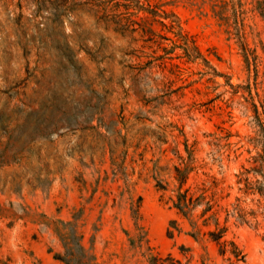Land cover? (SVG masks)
<instances>
[{
    "label": "rangeland",
    "instance_id": "1",
    "mask_svg": "<svg viewBox=\"0 0 264 264\" xmlns=\"http://www.w3.org/2000/svg\"><path fill=\"white\" fill-rule=\"evenodd\" d=\"M264 264V0H0V264Z\"/></svg>",
    "mask_w": 264,
    "mask_h": 264
},
{
    "label": "trees",
    "instance_id": "2",
    "mask_svg": "<svg viewBox=\"0 0 264 264\" xmlns=\"http://www.w3.org/2000/svg\"><path fill=\"white\" fill-rule=\"evenodd\" d=\"M67 264H70L69 262H66Z\"/></svg>",
    "mask_w": 264,
    "mask_h": 264
}]
</instances>
